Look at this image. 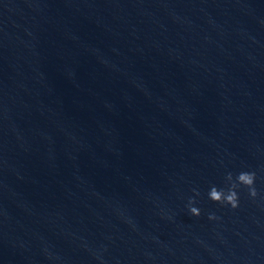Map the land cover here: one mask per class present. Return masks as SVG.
I'll return each mask as SVG.
<instances>
[{"label": "water", "instance_id": "obj_1", "mask_svg": "<svg viewBox=\"0 0 264 264\" xmlns=\"http://www.w3.org/2000/svg\"><path fill=\"white\" fill-rule=\"evenodd\" d=\"M0 264H264V0H0Z\"/></svg>", "mask_w": 264, "mask_h": 264}, {"label": "clouds", "instance_id": "obj_2", "mask_svg": "<svg viewBox=\"0 0 264 264\" xmlns=\"http://www.w3.org/2000/svg\"><path fill=\"white\" fill-rule=\"evenodd\" d=\"M256 173L254 171H241L235 176L228 172L224 177V187H217L212 185L207 192V198L213 204H218L221 207H228L235 211L240 207V195L241 189H246L248 196L255 200L258 196L256 183ZM193 196L188 198L186 204V210L188 214L193 218H199L201 216V210L197 207L196 197L200 196L198 189H193ZM210 221L219 219L214 213L208 215Z\"/></svg>", "mask_w": 264, "mask_h": 264}]
</instances>
